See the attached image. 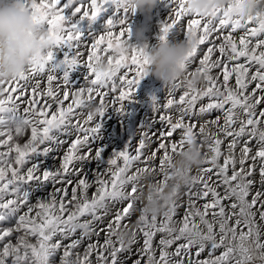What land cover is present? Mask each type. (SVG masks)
I'll return each instance as SVG.
<instances>
[{
  "label": "snow or ice",
  "instance_id": "6c2138e0",
  "mask_svg": "<svg viewBox=\"0 0 264 264\" xmlns=\"http://www.w3.org/2000/svg\"><path fill=\"white\" fill-rule=\"evenodd\" d=\"M78 2L80 6L74 7L77 0H25L38 26L48 33V51L19 78L0 80V137L7 136L0 139V148L6 149L0 151V223L15 218L14 225L0 227V264H56L58 255L59 264H127L132 256L136 258L131 264H264V191L252 193L257 170L264 187V110H258L264 104V11L258 9L244 18L240 15L244 0H235V6L201 16L185 7L190 0H168L171 15L160 28L159 41L184 32L182 20L187 18L184 34L190 51L180 66L184 75L171 84L166 103L151 101L161 129L151 132L149 122L140 125L134 154L129 151L132 138L105 158L108 96L118 93L112 103H119L115 112L123 116L139 83L148 76V57L143 49L129 51L122 39L125 34L130 38L127 21L129 13L134 15L124 0H90V11L86 0ZM103 14H107L104 32L98 37L90 34L91 47L84 45L88 54L83 59L82 24L90 27ZM117 25L123 27L114 35ZM202 45L209 46L205 50ZM100 53H109L106 63ZM198 57V66L190 70ZM81 68L85 84L77 87L71 83L72 74ZM216 69L219 72L214 74ZM194 75L202 78V85L190 84ZM45 76L46 89L41 87ZM13 83L16 86H4ZM28 89L32 98L25 116L7 118L18 114L17 101ZM177 90L182 92L178 99ZM37 96L44 100L43 106ZM204 100L207 103H201ZM213 111L220 115L201 119ZM9 123L17 136L30 128V139L23 145L13 143L11 130L4 131ZM178 129L179 140L172 139ZM62 137L75 138L59 168L41 170V162L32 158L57 151L67 142ZM154 143L157 147L148 152ZM188 149L200 157L196 174L192 168L182 173L183 191L182 186H174L164 210L146 215L144 189L146 199L162 193L172 176L173 154ZM92 162L98 169L107 167L96 176V191L89 196L93 184L71 176L80 177ZM48 182L61 187L45 198L37 197L33 204L34 192ZM137 203L142 207L132 224ZM116 204L123 206L113 213ZM180 207L186 210L177 220ZM108 216L112 218L105 224Z\"/></svg>",
  "mask_w": 264,
  "mask_h": 264
},
{
  "label": "clouds",
  "instance_id": "9594fccd",
  "mask_svg": "<svg viewBox=\"0 0 264 264\" xmlns=\"http://www.w3.org/2000/svg\"><path fill=\"white\" fill-rule=\"evenodd\" d=\"M160 3V0H124L129 12L149 15ZM230 5L235 6V0H190L185 7L201 16H210L213 10H226ZM264 11V0H244L240 6V15L247 18L255 15L257 10ZM143 29L131 33L126 41L129 51L143 49L147 53L148 76L165 85H171L184 74L180 66L185 62L190 51V45L185 42L159 41L154 47L147 48L143 42ZM134 37L136 43L130 42ZM48 33L37 24V18L25 0H0V80L13 81L27 71L29 66L38 58L46 55ZM199 75L190 78L193 87L202 85ZM200 157L194 149L180 152L173 159L171 179L162 193H153L151 199H146L144 212L146 215L160 214L163 203L172 192L174 186H183L181 175L189 168L197 167Z\"/></svg>",
  "mask_w": 264,
  "mask_h": 264
},
{
  "label": "rangeland",
  "instance_id": "374dc122",
  "mask_svg": "<svg viewBox=\"0 0 264 264\" xmlns=\"http://www.w3.org/2000/svg\"><path fill=\"white\" fill-rule=\"evenodd\" d=\"M62 2H66V0H62ZM86 5L89 7V11H90V0H86ZM75 6H80L78 0H77V3L74 5V7ZM59 7H62V4ZM72 10H74V8L73 9H68V10H65V11H66L67 14H70ZM82 13H83V8H82V12L80 14H77V17L76 18H78L79 15H82ZM120 14L123 15L122 12ZM170 15H171V6L168 3V0H160V3L157 5L156 8H154L152 10V12L149 15L145 16V15H141L139 13L134 14V15H131L129 13V17H128V21L127 22L130 25L131 33H134L137 29H143L144 30L143 31V42L146 44L147 48L150 49V48L154 47L159 42L160 28L169 19ZM76 18H74V19H76ZM106 18H107V14H103L90 27L86 23L82 24V29H83V32H84L85 35H84V44L81 45L80 50L84 52L83 59H86L87 54H88L87 53V49L85 48L84 45H87V48H90L91 47L92 38L90 37V34L91 35H95L97 37L99 35L103 34V32H104V22H105ZM182 21H183L182 22L183 25L185 26L184 27V32H186L187 18H184ZM65 27L67 28L68 26L66 25ZM121 27H123V26L117 25L116 28H114L112 30L113 33H114V35L115 34H118L119 29ZM184 32H178V33L173 32V33H170L169 36H168V38H167V40L172 41V42L185 41V34H184ZM239 34L240 33L238 32L237 35H239ZM122 39L123 40H128L127 34H125V36L122 37ZM130 42L136 43L137 41L135 40L134 37H132L130 39ZM216 43L219 44L220 41L217 40ZM208 46L209 45H202L201 48H203V49L206 50V48ZM102 47H104V46H102ZM100 54L105 58V63H106V57H107V55L109 53H100ZM59 55L62 58V53H59ZM200 55L202 56L203 53H200ZM215 55L216 56H219V53L217 52ZM198 61H199V57L197 58L196 62L193 63L190 66V70H194L198 66ZM217 70L218 69L214 70V74L219 72V70L218 71ZM57 75L60 76V75H62V73H57ZM72 75H73V80L71 81V83L73 85L76 84L77 87L84 85V84H82L80 82V80L83 79V76L82 75H84V69L83 68H81L77 72H74ZM77 77H78V79H77ZM129 78H131V76ZM230 82L231 83H234V80H232ZM21 83H23V82H21ZM33 83H35V81H33ZM55 84H56V81H54V85ZM4 86L5 87H14L16 85H15V83H13L12 85L5 84ZM170 86L171 85H167L166 86L162 82L156 80L155 78H153L152 76L149 75V76L145 77L143 80H141V82L139 83L138 87L135 90L134 95L131 97V101L132 102L131 103H128L126 106L127 107L129 106V109L131 110V112L135 116L136 115L138 116L141 113V112L140 113H137L138 109L141 108V102L139 100H137L139 98L138 95H144V94H146V96H148V97L149 96H156L158 94L164 93L163 91H165V92L168 91V89L170 88ZM117 87H119V81H117ZM253 87H254V85H253ZM42 88L46 89L47 88V85L45 87H42ZM178 91L181 92V90H177L176 91V95H177L176 97L177 98H178V96L180 94H182V93H179ZM5 95H7V93H5ZM13 95L15 96L16 94L13 93ZM117 95H118V93L111 94V95L108 96V100H109L108 110L111 108L113 111H115V108L119 107V103L118 102L115 103V104L112 103V101H114V98L116 100ZM37 97H36L37 102L41 106H43L44 100H42L40 96L38 97L40 99H38ZM31 98H32V92H31L30 89H28L27 92H26V95L24 97H21V99L19 101H17V103L20 105L18 114H16L15 116H12L11 114H9L7 118H9V119L14 118V119H17V120L22 119L25 116L24 108L28 107L27 101L30 100ZM111 98H113V99H111ZM68 102H71V101L70 100L69 101H65V105H67ZM125 103H127V102H125ZM201 103H207V100L201 101ZM263 106H264V104L259 105L258 106V110H264V107ZM163 110L164 109L161 107L160 108V113L163 114L164 111H165V110L164 111ZM151 112L152 111L150 110V107H149V109H147V113H146L147 117L150 116L149 113H151ZM173 112L175 113L174 109H173ZM125 115H123V117H122L120 114H115L114 116H111L110 119H106V117H107V113H106V115H105L106 117H104V120H103V132L104 133H107L108 132V133L105 134L106 139H105V141H103V143H105L110 137H112V139H114V140H111V142L113 141L114 143L113 142L111 143V146L108 147V150L104 154L105 155V158H107L109 156V154L111 153V151L117 150V149H122L123 148L122 145L126 141L125 140H122V138H120L119 135L120 134H123V133H126L128 130H131L130 128H134V126L137 125V121L138 120H136V118L133 119L134 121H131V122H128V123L127 122H124L123 121V118H126L127 117V115L126 116ZM156 115L158 116L157 113H156ZM218 115H220L219 112L213 111L210 115H207L204 118L202 117V119H204V120H213ZM133 123H135V125ZM109 129L110 130H113V131H110ZM9 130H11V134H12V136L14 138L13 139V143H19L20 145H23L24 143L27 142L28 139H30V135H31L30 128L29 129H26L25 132H24V134L23 135H20V136H17L16 135L15 126L12 125L11 123H9L8 127H6L4 129V131L6 133ZM116 131H118V132H116ZM180 132H181V130L178 129L176 131L175 135L172 137V139H175L176 138V140H179L178 137L180 138V136H179V133ZM6 138H7L6 135L4 137H0V139H6ZM62 138L65 139L67 142L65 144H63V146L60 147L57 151H54V152L50 153L47 157L40 156V157H33L32 158L33 159V162H35L36 160H39L41 162V164H40L41 170L46 169V168L47 169H50V170H56L57 168H59V165H60V163L62 161V157H63L62 155L65 154V152L67 151V149L71 145V141L75 137H70V138L69 137H62ZM155 138L156 137H153V139H155ZM119 143L121 144L120 146H119ZM95 146L96 145H93V147H95ZM156 147H157V144L154 143V144H152L151 148L147 149V151L150 152L151 150L155 149ZM256 147H257L256 142L253 141V149L255 150ZM204 150L206 151L207 149L205 148ZM0 151H6V149L0 148ZM10 155L14 158L15 155H16V153L13 152ZM173 155H174V158L177 156L175 154H173ZM93 163H94V166H95V164H96L95 162L88 163L87 165L84 166V172L83 173L86 172L88 181L89 180L91 181V179H94V177H95V175L92 174V171H93ZM221 163H222V160H221ZM13 164H14V159H13ZM29 166H31V164L26 165L25 167H29ZM204 166H207V165H204ZM77 168H79V165H77ZM88 168H91V169L88 170ZM196 168L197 167H193L192 168V174H196ZM258 175H259V172L257 170V173H256V175H255L254 178L256 179V177ZM73 178H74V175L71 176V179H73ZM213 179H215V177H213ZM73 180H77V178H74ZM94 181H95V179L92 180V183H94ZM55 185L61 187V185H59V184H55ZM56 186H54L53 183L48 182L44 187H42L39 191H37L36 194L34 192L35 195L33 194L34 196H33V200L31 199L32 200L31 202L33 204H35L36 198L39 197V196H40V198L47 197L49 193H52L53 192V190L55 189ZM44 188H46V190ZM91 188L92 187H90L88 189L89 196H91L96 191V189H91ZM146 190H147V188H146ZM257 190L264 191V187H262L258 183H255V185L252 188V193H255ZM44 191H46V192H44ZM182 191H183V186H182ZM70 192H71V189L69 188V193ZM146 192H147V195H148V191H146ZM7 198H11V197H6V199ZM249 199H251V196L249 197ZM144 203H146V201ZM200 203L203 204L204 201H200ZM116 205H117L118 208H121L123 206V205H120V204H116ZM119 205H120V207H119ZM141 207H142V205L140 203H137V211H135L136 213L133 212V214L131 216V221H130L131 223L134 222V224H135L138 216L140 215L139 209ZM25 210L26 209H22V212L25 211ZM184 210H186L185 207H180L178 209V216L176 217L177 220H179L183 216V214L185 212ZM14 224H15V218H13L9 222L0 223V227L6 228V227H10V226H12ZM77 235H79V233H77ZM101 235L102 236H100V240L103 241L104 235H103V233ZM158 237H159V235H157V237L155 239H157ZM12 239H13V242H14L15 241V236ZM29 239L33 243L35 242V237H29ZM93 240H95V237H93ZM65 243H67V241H65ZM141 244H142V237H141ZM138 247H139V245H134V249H136ZM135 258H136L135 256H132L131 259H129L127 261V264H131V261L134 260ZM56 264H59V255L56 257Z\"/></svg>",
  "mask_w": 264,
  "mask_h": 264
},
{
  "label": "bare ground",
  "instance_id": "6f19581e",
  "mask_svg": "<svg viewBox=\"0 0 264 264\" xmlns=\"http://www.w3.org/2000/svg\"><path fill=\"white\" fill-rule=\"evenodd\" d=\"M183 22V21H182ZM218 71V70H217ZM83 76V75H82ZM81 76V77H82ZM80 78V77H79ZM77 79H78V77H77ZM76 79V80H77ZM80 82L82 83V84H85V81L83 80V79H81L80 80ZM53 84H54V82H53ZM47 85V81H46V76L42 79V83H41V87H45ZM164 93H161V94H158V95H156V96H146V94H144V95H138V99L137 100H139L140 102H141V108H139L138 109V111H137V113H140L138 116L136 115H134L132 112H131V110L129 109V106L127 107H125V109H124V112H125V114L127 115V117L126 118H123V121L124 122H131V121H134L133 119L134 118H136V120H138L137 121V125L136 126H134L135 125V123H133L134 125V128H130L131 130H128L126 133H123V134H118L119 136H120V138H122V140H125V141H127L128 139H132L133 138V140H132V144H131V147H130V149H129V151L130 152H132L133 154H134V149L136 148V147H138V142H139V139H140V135L139 134H137L136 136H135V133H136V131L138 130V128H139V126L140 125H142V124H145L146 122H149V124H151L152 125V127H151V132H155L157 129H161V124L159 123V116H157L156 115V112H153L152 110H151V101L155 98V99H157L158 100V103L162 106L164 103H166V97H167V93H168V91H163ZM179 92V91H178ZM159 93V92H158ZM179 93H182V92H179ZM156 94V93H155ZM179 95V94H178ZM118 96V95H117ZM177 96V95H176ZM39 97V96H38ZM37 97V98H38ZM179 97V96H178ZM177 98V97H176ZM38 99H40V98H38ZM111 99H113V98H111ZM178 99V98H177ZM114 101H115V98H114ZM68 103H70V102H68ZM114 106V105H113ZM120 106V105H119ZM109 107V106H108ZM149 107H150V110L152 111L151 113H149L150 114V116L149 117H147V115H146V113H147V109H149ZM264 107V106H263ZM147 108V109H146ZM163 108V107H162ZM164 111V110H163ZM115 114H118V113H116L115 111H113L111 108L108 110V112H107V117H106V119H110V117L111 116H114ZM124 114V115H125ZM160 114H162V113H160ZM173 114L174 115H176V113H174L173 112ZM125 115V116H126ZM109 116V117H108ZM123 117V116H122ZM204 118V117H203ZM99 119V118H98ZM202 119V118H201ZM153 120H155V123H153ZM108 121V120H107ZM119 121V120H118ZM122 121V120H121ZM128 125V124H127ZM110 127V126H109ZM112 128V127H111ZM110 128V129H111ZM109 129V130H110ZM120 129V128H119ZM110 131H113V130H110ZM116 132H118V131H116ZM121 132V131H120ZM108 133V132H107ZM107 133H105V134H107ZM181 135V132L179 133V136ZM108 137V136H107ZM110 137V136H109ZM70 138V137H69ZM176 139V138H175ZM178 139H179V137H178ZM111 140H114V139H112V137H110L105 143H107L108 145L107 146H111V143L113 142H111ZM119 141V140H118ZM114 143V142H113ZM110 144V145H109ZM121 144L119 143V146H120ZM123 146V145H122ZM152 146V145H151ZM115 147V146H114ZM117 147V146H116ZM107 155V154H106ZM63 156V155H62ZM61 158V157H60ZM49 163V162H48ZM121 164H122V161L120 162ZM51 164V163H50ZM87 165V164H86ZM92 166V165H91ZM106 168V165H102V166H100L99 167V169L97 168V166H96V164H95V166H94V163H93V171H92V174L93 175H95V177H94V179L96 178V176L97 175H100L101 173H103L104 172V169ZM47 169V168H46ZM89 169H91V168H88V170ZM86 170V169H85ZM91 174V173H90ZM106 175V174H105ZM89 176V175H88ZM74 178H77V180L79 179V178H86L87 179V174H86V172L85 173H82L81 174V176L80 177H77V176H75L74 175ZM73 178V179H74ZM94 179H91V181L89 180V182L90 183H92V180H94ZM255 179V178H254ZM88 180V179H87ZM256 183H258V184H260V178H259V175L256 177ZM169 183H170V181H169ZM93 184V186H92V188L91 189H96V185H95V183H92ZM54 185V184H53ZM261 185V184H260ZM54 186H56V185H54ZM52 187V186H51ZM60 186H56L55 188H59ZM45 190H46V188H44ZM53 189V188H52ZM54 191V190H53ZM147 190H146V188L144 189V193H143V199L146 201V197H147V192H146ZM36 192L37 191H35V194H36ZM44 192H46V191H44ZM34 194V195H35ZM254 194V193H253ZM33 195V196H34ZM46 195V194H45ZM33 196H32V200H33ZM40 197V196H39ZM37 199V198H36ZM31 200V201H32ZM144 201V202H145ZM227 203V202H226ZM119 207H120V205H119ZM118 209V207H117V205H115L113 208H112V212L113 213H115V211ZM185 211V210H184ZM136 213V212H135ZM112 218V216H108V217H105V221H104V223L106 224L107 222H108V220H110ZM107 220V221H106ZM127 222V221H126ZM132 224H134V222L132 223ZM101 227H103V225H101ZM102 234V233H101ZM104 235V234H103ZM100 236H102V235H100ZM104 238V237H103ZM160 238V236L156 239V241L158 242V239ZM102 241V240H101Z\"/></svg>",
  "mask_w": 264,
  "mask_h": 264
}]
</instances>
